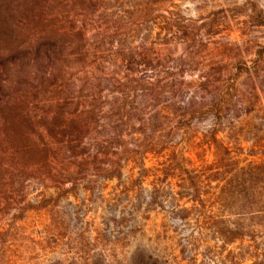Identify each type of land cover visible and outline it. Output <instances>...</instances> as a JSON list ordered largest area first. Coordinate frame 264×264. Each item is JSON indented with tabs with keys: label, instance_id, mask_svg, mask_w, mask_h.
I'll return each instance as SVG.
<instances>
[{
	"label": "rangeland",
	"instance_id": "obj_1",
	"mask_svg": "<svg viewBox=\"0 0 264 264\" xmlns=\"http://www.w3.org/2000/svg\"><path fill=\"white\" fill-rule=\"evenodd\" d=\"M9 1L0 63H68L89 80L84 93L99 97L101 116L117 113L118 127L101 120L77 162L115 135L120 144L94 189L7 178L0 264L262 261L264 219L229 216L222 203L264 206V0ZM49 24L56 33L31 57L25 31ZM216 103L225 109L218 142ZM174 104L201 113L180 127ZM254 177L255 200L244 196ZM227 183L234 197L224 201Z\"/></svg>",
	"mask_w": 264,
	"mask_h": 264
},
{
	"label": "trees",
	"instance_id": "obj_2",
	"mask_svg": "<svg viewBox=\"0 0 264 264\" xmlns=\"http://www.w3.org/2000/svg\"><path fill=\"white\" fill-rule=\"evenodd\" d=\"M7 2L8 0H0V5L6 6ZM15 3L17 1L12 0L8 5L14 6ZM52 26L49 24L25 31L30 39L23 46L31 57H37L38 47L51 40L52 35L48 37V33H56L53 29H48ZM25 28L26 25L22 24L19 29ZM42 30L46 32L41 33ZM0 69L14 74L12 77H0V189L7 178L12 180L16 176L39 183L46 180L60 186L71 183L73 188L86 183L88 189L89 186L90 189L96 188L95 177L104 174L106 164L110 162L111 167L116 166L117 161L112 162L110 159V148L120 144V136L115 135L111 140L97 144L92 160L77 161L87 153L84 140L91 138L93 130L101 127V120L107 121L109 126L115 125L114 129L118 127L117 113L111 111L107 115L105 113L104 117L101 116L99 97L84 93L89 80L82 83L76 74H70L72 67L68 63H0ZM136 82L138 87L144 84L142 80ZM80 83L82 84L79 85ZM42 94L46 97H39L37 100L32 98ZM215 105L212 109L214 121L211 140L218 142L217 134L222 124L218 119L223 117L225 109L220 103ZM197 108L196 105L187 107L174 104L170 109L175 117L183 116L180 127H185L197 112L201 113ZM188 114H193L189 122L184 120ZM254 178L251 190H246L244 194L253 200L258 198L259 190L254 187L255 180L258 181ZM231 186V183H227L221 191L222 196H225L224 201L234 197ZM245 189L246 187L242 191ZM196 191L199 192L197 187ZM222 205L230 213L229 216L264 219L263 205H254L253 202L243 206H226L225 202ZM255 264H264V258Z\"/></svg>",
	"mask_w": 264,
	"mask_h": 264
}]
</instances>
